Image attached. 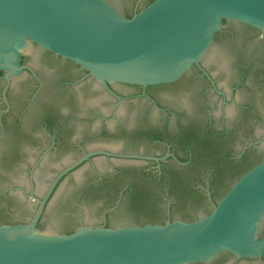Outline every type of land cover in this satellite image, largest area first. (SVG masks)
Instances as JSON below:
<instances>
[{"label": "water", "instance_id": "water-1", "mask_svg": "<svg viewBox=\"0 0 264 264\" xmlns=\"http://www.w3.org/2000/svg\"><path fill=\"white\" fill-rule=\"evenodd\" d=\"M109 1L130 12L136 0ZM224 19L264 32V0H152L131 16H125L107 0H0V71L5 72L6 79L20 75L24 68L21 57L25 53L30 65L48 74L57 61H63L48 55L45 51L48 50L79 64L106 86L112 82L141 85L169 82L198 65L204 53L207 64L215 54L226 53L228 47L220 42V37L211 44ZM234 25L240 33H254L246 25ZM20 78L25 81L27 74ZM20 80L14 78L15 84ZM231 80L230 77L222 83L227 86ZM238 96L248 99L245 93ZM258 106L264 117V106ZM236 115L231 112L229 125L239 127L238 137L248 128L258 136L264 133V122L247 121L240 126ZM71 121L76 134H80L83 120ZM102 139L101 142L120 148L131 143L123 136ZM240 142L241 137L234 145ZM136 144L144 146L141 142ZM256 153L264 155V141ZM72 156L71 152L62 153L48 164L59 166ZM87 156L52 179L33 215L36 203L22 198L20 191L17 197H0V222L26 221L0 224V264H209L220 260L221 256L216 255L225 251L237 257L261 258L264 158L236 179L212 203L206 215L208 202L196 196L174 208L173 220L131 224L147 214L122 209L111 216L115 226L108 227L101 224L99 202L86 200L81 212L64 194L49 202L41 226H37L45 201L59 178ZM27 158L33 160L36 156L30 154ZM94 162L107 169L105 159L97 158ZM53 173L47 167L37 170L34 177L38 193ZM9 182L29 186L21 167L14 163L4 167L0 153V189ZM188 214L199 217L191 221L182 219ZM67 228L74 230L64 233Z\"/></svg>", "mask_w": 264, "mask_h": 264}, {"label": "flooded vegetation", "instance_id": "flooded-vegetation-1", "mask_svg": "<svg viewBox=\"0 0 264 264\" xmlns=\"http://www.w3.org/2000/svg\"><path fill=\"white\" fill-rule=\"evenodd\" d=\"M107 1L125 16L150 2L136 0L133 9L125 12ZM238 23L254 33H240L234 25ZM217 37L226 43V53L215 54L209 64L204 53L199 64L179 78L149 85L112 82L106 86L79 64L44 49L63 60L46 74L30 65L22 53L20 75L6 79L0 71V153L4 167L12 163L21 167L29 186L9 182L0 189V197H17L20 191L22 198L36 203L33 215L52 179L88 154L59 178L37 226H41L49 202L64 194L81 212L86 200L99 202L101 224L108 227L115 226L112 215L136 203L151 204L166 220L175 219V207L199 196L209 204L205 215L217 202L221 185L232 183L234 170L264 158L255 155L264 133L258 136L248 128L238 137L239 127L229 125L232 111L240 126L247 121L264 122L258 106H264V32L224 19L211 44ZM24 73L27 81L20 80ZM230 77L229 85H224L222 81ZM239 93L248 99H240ZM77 118L84 123L80 134L71 121ZM105 136H123L131 143L122 148L110 146L101 142ZM240 137V144L234 145ZM136 142L144 146L138 147ZM66 152L73 154L69 160L59 166L48 164ZM30 154L36 158L29 160ZM97 158L106 160V170L95 164ZM46 167L54 173L38 193L34 175ZM263 233L264 225H260L259 236ZM217 256L220 260L209 264H264V252L261 258L237 257L228 251Z\"/></svg>", "mask_w": 264, "mask_h": 264}, {"label": "trees", "instance_id": "trees-1", "mask_svg": "<svg viewBox=\"0 0 264 264\" xmlns=\"http://www.w3.org/2000/svg\"><path fill=\"white\" fill-rule=\"evenodd\" d=\"M149 1H151V0H149ZM258 159H257V161H260V158H258ZM257 161L255 159L253 161H250L249 164L247 165V167L245 169H241V170L240 169H237V170H234V172H233V179L231 180L232 183L236 179H238L245 171H247L249 168H251L252 165L254 163H256ZM231 184H229V183L225 184L224 183L223 185H221V193L218 196V200L224 195V193L228 190V188L230 187ZM129 209L132 210V211H135V212H137V211H143L144 213L147 214V216L146 217H143V218L137 217V219H135L133 221V223H131V224H144V223H147V222L163 223L165 221V218L162 215L156 214L158 212H155L156 209L151 204H145V203L130 204ZM209 211L210 210H206V214H208ZM182 219H184L186 221H191V220H194L196 218H192L191 216L183 215V218ZM171 220H173V218H171ZM1 223H12V222H10V221L7 220V221H2ZM73 230H67L66 233H70Z\"/></svg>", "mask_w": 264, "mask_h": 264}]
</instances>
